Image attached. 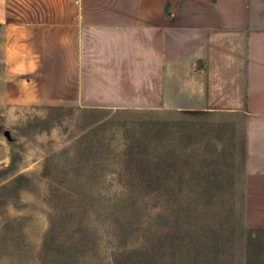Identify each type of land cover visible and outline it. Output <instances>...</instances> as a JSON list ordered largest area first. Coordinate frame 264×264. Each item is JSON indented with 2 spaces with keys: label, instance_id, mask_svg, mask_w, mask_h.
<instances>
[{
  "label": "crops",
  "instance_id": "obj_1",
  "mask_svg": "<svg viewBox=\"0 0 264 264\" xmlns=\"http://www.w3.org/2000/svg\"><path fill=\"white\" fill-rule=\"evenodd\" d=\"M0 63L9 103L173 111L215 119L210 133L230 127L224 157L239 151L243 172L231 228L244 263L264 262L247 251L248 233L260 248L264 235V0H0ZM231 176L216 178L224 190Z\"/></svg>",
  "mask_w": 264,
  "mask_h": 264
},
{
  "label": "rangeland",
  "instance_id": "obj_2",
  "mask_svg": "<svg viewBox=\"0 0 264 264\" xmlns=\"http://www.w3.org/2000/svg\"><path fill=\"white\" fill-rule=\"evenodd\" d=\"M1 83L0 63V264H51L42 257L52 247L43 246L50 217L66 193L78 190L84 191V202L89 204L87 232L77 247V260L68 255L69 264H191L204 240L223 238L232 220L235 225L242 222L239 151L224 157L230 151V127L210 133L207 123L215 125V119L173 111L87 112L9 103ZM217 138L222 152L218 157L219 151L211 149ZM226 161L233 165L223 166ZM161 162L163 168L157 166ZM136 166L147 171L138 172ZM228 171L233 178L230 189L220 192L207 182ZM150 176L166 180L172 192L140 195L134 186L126 190L119 184ZM220 193L224 198L218 203ZM126 194L130 201L136 198L133 214L130 208L112 205ZM175 213L177 227L186 234L177 242L174 256L160 245L161 256L152 246V235L156 229L166 232L165 218ZM157 215L159 220L154 219ZM210 224L214 226L208 229ZM145 232L141 245L139 237ZM238 232L234 230L225 253L230 256L227 261L245 264L244 238ZM65 244L70 252V243ZM260 246L264 257V243ZM142 247L144 254L139 253ZM153 250L156 254L150 253Z\"/></svg>",
  "mask_w": 264,
  "mask_h": 264
},
{
  "label": "trees",
  "instance_id": "obj_3",
  "mask_svg": "<svg viewBox=\"0 0 264 264\" xmlns=\"http://www.w3.org/2000/svg\"><path fill=\"white\" fill-rule=\"evenodd\" d=\"M157 166H160L161 168H163L162 162L157 163ZM136 168L138 169L137 171L141 173H144L147 171V169L141 166H136ZM19 177L20 176H17L15 179ZM207 182L209 183V185L212 183V185L220 189V192H222L224 188L226 187V182L220 181L219 179H213ZM165 183H166V180L160 181V180H157L156 178H152L151 176L141 177V178L138 177L136 181H133L131 183H130V180L129 181L119 180V184L121 185V187H124L126 188V190H128V188H130L129 185L134 186L133 189L138 190L140 195H148L151 192L158 194V193H161L162 190H165L164 194H169L170 192H172L173 188L170 190V187H171L170 184H165ZM205 185L206 184H203V187H205ZM11 191L13 192L14 189H11ZM222 195H223L222 193L219 194L218 203L222 202V198H224ZM63 197L65 200L62 202L60 201L61 203L58 202V204H60L61 207L60 206L58 207V211L54 215V218L50 217V227H49L47 234H45L44 241H43L44 249L47 244L52 245L51 251L43 253V256H42L45 259L50 260L52 262L51 264H69L70 259L68 257L70 255L72 256V258H74L75 256V258L72 261L73 262L76 261L78 258V254H79V250H78L79 248L77 247L80 245H83L82 239L85 238L86 236L85 232H87V228H85V225H84V219L87 217V211L89 209V204L87 202H84V198H85L84 191L78 190L77 192H74V194L66 193V195ZM135 199L136 198L130 201L129 195L127 196L126 194V196H124V198H122L121 200L113 201L112 205L113 206L119 205L120 208L122 207L126 209L130 208L131 209L130 212L131 214H133V208L135 206V201H136ZM187 215H189L188 212L186 216H183V218L188 217ZM157 218L159 220V215H157L154 219H157ZM177 219L178 218H177L176 213L170 215V218L168 217L165 218V220H167V223H168L166 232L159 234L158 229H156V231L152 235V238H153L152 246L157 248L156 251L158 250V253H160L161 256H162V251H161L162 246H163V249L166 250V252L169 254V256H171V254H173L177 250L176 248L177 242L180 241V238L182 239L185 237L184 235L186 234V232H184L185 229L179 230V228L177 227ZM187 221L189 220H186V222ZM233 223H234L233 220L229 223L230 228L232 227ZM129 224L130 226H132L131 224L133 223L129 222ZM156 225L159 228V225L157 223ZM205 226L206 224L204 225V227ZM213 226L214 224H210L208 229L212 228ZM233 232L234 230L232 228L229 229V226H227V228H225L223 238L212 239V237L209 236L211 238L204 240L202 244H200L201 245L200 249L198 245V249H196L197 250L196 257H194L195 260L191 261V264H225L224 256L227 255L225 251H227L228 249V246H226V243L227 242L232 243L231 237H232ZM139 238L142 242L141 245H144L145 240H146V232L141 234ZM256 238L258 237H254V236L252 237L250 233H248L247 251L254 252V251L260 250V247L253 246L255 242L257 241ZM214 241L220 242V243L218 245L214 243L210 245V243ZM66 242L70 243V245L68 246V248L69 247L72 248L70 252L65 251ZM258 242L264 243V239L259 240ZM160 245L162 246L160 247ZM190 245H191V242L188 243L189 249H190ZM143 247L141 248L142 251H139L140 254H144ZM211 250L214 251L213 254H210ZM156 251L153 250L150 253L156 254ZM150 260L152 261L153 257ZM164 262L166 261L164 260ZM171 262L173 261L170 260L169 263ZM119 263L120 262L118 261L117 264ZM161 263H163V261Z\"/></svg>",
  "mask_w": 264,
  "mask_h": 264
}]
</instances>
